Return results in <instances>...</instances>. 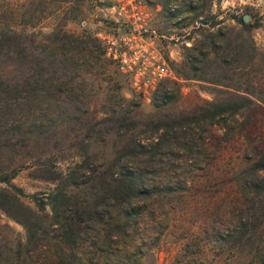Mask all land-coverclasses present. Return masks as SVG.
Here are the masks:
<instances>
[{"label":"rangeland","instance_id":"374dc122","mask_svg":"<svg viewBox=\"0 0 264 264\" xmlns=\"http://www.w3.org/2000/svg\"><path fill=\"white\" fill-rule=\"evenodd\" d=\"M106 1L0 0V28L44 35L55 28L80 33L81 17L93 26L107 23L99 9ZM143 1L154 41L176 78L161 81L157 98H152L154 90L141 96L129 88L100 46L91 66L77 68L70 81L60 76L66 88L58 101L62 113L54 119L52 103H46L42 131L19 140L14 135L12 145L0 147V173L15 168L6 182L0 180V188L9 201L18 190L17 199L30 209L29 223L37 225L29 236L0 208V264L55 262L52 251L72 245L57 236L62 218L55 220V214H73L65 198L91 212L94 197L119 193L120 174H111L117 169L110 165L128 133L119 129V121L137 119L130 133L143 137L142 122L191 114L197 105L229 98L240 108L211 125H196L194 135L201 138L192 153L176 157L172 150V155L160 156L150 174L152 194L143 201L120 203L135 210L133 214L124 216L118 199L108 200L100 220L85 227L80 222V239L72 247L83 252L75 264H257L250 258L255 243L264 245V225L250 239L237 240L230 229L231 205L242 197L240 184L256 157L253 147L264 143V0H205L192 9L188 0H169L162 6V0ZM207 33L214 48L206 43ZM201 41L205 55L198 52ZM223 55L228 64L221 62ZM163 89L166 101L161 99ZM80 161L86 167L73 184L65 175ZM55 191L64 194L53 201ZM261 203L264 216V198Z\"/></svg>","mask_w":264,"mask_h":264},{"label":"trees","instance_id":"16d2710c","mask_svg":"<svg viewBox=\"0 0 264 264\" xmlns=\"http://www.w3.org/2000/svg\"><path fill=\"white\" fill-rule=\"evenodd\" d=\"M168 1L162 0L159 3L162 6ZM200 1L205 0H188L189 9L197 7ZM205 37L206 43L209 42L214 48L212 34L207 33ZM200 43L198 52L205 55L204 42ZM99 46L100 43L94 36L82 30L80 33H74L55 28L49 34L44 35L40 32L35 34L33 30L26 28L20 30L10 26L0 28V147L12 145L10 138L14 135L19 140L25 135L33 136L42 131V118L48 111L49 103H52L49 112L54 119L62 113L59 110L58 101L63 93L62 90L66 88L62 87L64 83L60 80V76L65 74L64 76L67 75V80L70 81L75 76L77 68L84 65L91 66V61L97 58ZM224 55L220 60L223 64H228L230 59ZM220 83L229 86L227 81ZM160 84L161 82L154 89L153 99L157 98L156 92L159 91ZM235 94V92L231 93V95ZM67 95L68 93L65 97ZM161 99L163 101L168 99L166 89H163ZM239 105L240 103L238 104L234 98H229L197 105L191 114L167 118L155 117L142 122L143 126L145 125L142 128L145 135L136 138L130 130L138 126V120L134 119L126 123L119 121V129L128 131L121 145L117 147L110 164L117 169L111 170V174L117 172L120 174L119 184L116 186V191L119 193L113 192L106 196L94 197L91 212L79 207L76 201L65 198V204L73 206L71 210L73 214L70 216L63 215V213L55 214V220L62 218L59 223L60 233L57 236L65 238V242H72L74 245L76 240L80 239V232L76 229L80 222L85 227L94 219L100 220L101 214L108 210V200L118 199L119 204L126 205L146 199L152 194L148 189L152 179L150 174L154 172L153 166L159 162L160 156L164 152L172 155V150L176 151V157L192 153V146L197 139L201 138V136L194 135V127L211 125L222 118H228L240 108ZM122 119H125V115ZM22 132L24 134H21ZM253 150L256 152V157L251 162L250 174L244 177L240 184L243 195L237 200V204L233 202L231 205L234 217L232 216L233 226L230 230L236 233L237 240L243 237L244 239L252 238L257 229L261 230L262 224L264 225V216L260 211L264 198V174L259 173H264V143H257ZM84 161L76 162L69 167L65 179L73 184L78 182L83 174L81 171L86 167ZM14 173L15 168H12L8 174L0 173V180L6 182L7 178ZM16 192L18 190L10 194L13 200L9 201L5 198L8 195L7 192L0 188V208L18 220L27 235L32 236L35 232L34 225L36 228L37 225L29 223L30 209L17 199ZM63 194L61 191L59 193L55 191L50 197L54 201L57 195L63 196ZM132 212L135 210L130 211L126 206H120V213L124 216H129L133 214ZM136 212L140 213V210ZM104 232V235L108 234V237L111 235L108 230ZM72 245L70 247L60 245L58 250L52 251V255L56 257L55 262H40L39 264H75L78 259H81L83 252L78 250L77 246L72 247ZM263 246L258 243L254 244L255 252L251 255L250 261L257 260V264H264Z\"/></svg>","mask_w":264,"mask_h":264},{"label":"built area","instance_id":"2783aa9c","mask_svg":"<svg viewBox=\"0 0 264 264\" xmlns=\"http://www.w3.org/2000/svg\"><path fill=\"white\" fill-rule=\"evenodd\" d=\"M99 9L107 23L93 26L81 17L77 24L98 40L102 54L132 91L148 97L161 81L176 78L154 41L143 0H107Z\"/></svg>","mask_w":264,"mask_h":264},{"label":"water","instance_id":"95a60500","mask_svg":"<svg viewBox=\"0 0 264 264\" xmlns=\"http://www.w3.org/2000/svg\"><path fill=\"white\" fill-rule=\"evenodd\" d=\"M242 18H243V20L247 19V15L246 14H243L242 15Z\"/></svg>","mask_w":264,"mask_h":264}]
</instances>
